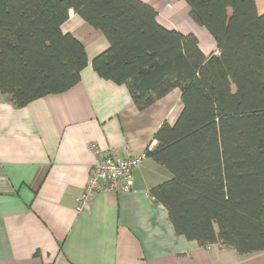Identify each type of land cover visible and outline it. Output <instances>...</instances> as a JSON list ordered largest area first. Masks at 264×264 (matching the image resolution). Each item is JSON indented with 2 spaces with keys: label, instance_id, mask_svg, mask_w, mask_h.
Listing matches in <instances>:
<instances>
[{
  "label": "trees",
  "instance_id": "trees-1",
  "mask_svg": "<svg viewBox=\"0 0 264 264\" xmlns=\"http://www.w3.org/2000/svg\"><path fill=\"white\" fill-rule=\"evenodd\" d=\"M215 41L160 25L140 0H0V92L15 107L79 81L85 49L72 9L108 47L91 66L143 110L174 88L181 110L146 155L169 172L149 190L177 235L242 255L264 251V15L255 0H184Z\"/></svg>",
  "mask_w": 264,
  "mask_h": 264
},
{
  "label": "crops",
  "instance_id": "crops-1",
  "mask_svg": "<svg viewBox=\"0 0 264 264\" xmlns=\"http://www.w3.org/2000/svg\"><path fill=\"white\" fill-rule=\"evenodd\" d=\"M140 1L160 25L194 34L204 54L216 52L184 0ZM255 4L264 15V0ZM61 30L85 49L79 81L23 107L0 92V264H264V251L242 255L177 235L149 192L169 172L149 157L134 169L131 191H96L77 208L96 157L90 143L119 158L136 156L155 146L158 127L173 124L182 106L174 88L137 109L124 84L91 66L108 47L105 36L72 9Z\"/></svg>",
  "mask_w": 264,
  "mask_h": 264
},
{
  "label": "built area",
  "instance_id": "built-area-1",
  "mask_svg": "<svg viewBox=\"0 0 264 264\" xmlns=\"http://www.w3.org/2000/svg\"><path fill=\"white\" fill-rule=\"evenodd\" d=\"M88 148L96 155L91 165L90 174L82 192L77 198V208L86 207L88 197L96 191L129 192L133 187V171L146 159V151L136 156L119 158L111 151H103L97 145L90 143ZM220 244V243H218ZM209 245V244H206ZM223 246L222 244H220Z\"/></svg>",
  "mask_w": 264,
  "mask_h": 264
}]
</instances>
